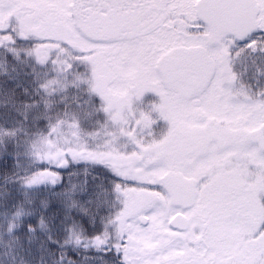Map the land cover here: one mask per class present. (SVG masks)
Masks as SVG:
<instances>
[{
	"label": "snow or ice",
	"instance_id": "obj_1",
	"mask_svg": "<svg viewBox=\"0 0 264 264\" xmlns=\"http://www.w3.org/2000/svg\"><path fill=\"white\" fill-rule=\"evenodd\" d=\"M0 264H264V0H0Z\"/></svg>",
	"mask_w": 264,
	"mask_h": 264
}]
</instances>
